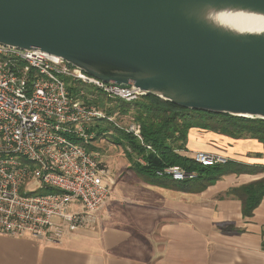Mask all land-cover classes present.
Segmentation results:
<instances>
[{"label":"water","instance_id":"water-1","mask_svg":"<svg viewBox=\"0 0 264 264\" xmlns=\"http://www.w3.org/2000/svg\"><path fill=\"white\" fill-rule=\"evenodd\" d=\"M0 45L184 109L264 121V0H0Z\"/></svg>","mask_w":264,"mask_h":264},{"label":"built area","instance_id":"built-area-1","mask_svg":"<svg viewBox=\"0 0 264 264\" xmlns=\"http://www.w3.org/2000/svg\"><path fill=\"white\" fill-rule=\"evenodd\" d=\"M63 79L94 88L108 102L144 96L133 85L105 83L55 55L0 45V235L55 243L90 222L109 200L105 168L88 150L97 138L94 122L112 123L143 143L140 125L121 127L92 103L94 95L86 101L72 96ZM80 95L87 98L83 90ZM193 160L203 167L229 161L207 152H196ZM157 176L182 182L198 173L175 165ZM74 205L82 212L72 211Z\"/></svg>","mask_w":264,"mask_h":264},{"label":"crops","instance_id":"crops-1","mask_svg":"<svg viewBox=\"0 0 264 264\" xmlns=\"http://www.w3.org/2000/svg\"><path fill=\"white\" fill-rule=\"evenodd\" d=\"M196 152L264 168V145L255 139L193 128L180 153L193 159ZM127 157L118 173L101 162L110 198L90 222L55 243L0 235V264H264V198L247 218L242 202L227 196L264 172L230 174L201 192H183L150 184Z\"/></svg>","mask_w":264,"mask_h":264},{"label":"trees","instance_id":"trees-1","mask_svg":"<svg viewBox=\"0 0 264 264\" xmlns=\"http://www.w3.org/2000/svg\"><path fill=\"white\" fill-rule=\"evenodd\" d=\"M67 81L70 94L80 98L79 87L70 85L73 81ZM109 103L113 108L107 110L108 114H116L119 118L126 117L131 123L140 125L144 144L131 133L115 126L106 129L95 126L93 130L97 133L96 140L109 138L116 145L123 146L132 160V170L150 184L183 192H201L226 175L264 172V168L232 161L224 165L203 167L180 153L186 144L189 131L193 128L218 132L234 139H255L264 145L263 120L184 109L152 95H144L133 103L121 99L110 100ZM145 145L151 146L153 150H147ZM88 150H91L90 146ZM141 158L146 162L145 165L136 161ZM175 165L187 171L197 172L198 178L177 182L171 178L157 176L158 170ZM227 196L240 200L243 216L252 217L264 198V178L233 188Z\"/></svg>","mask_w":264,"mask_h":264},{"label":"rangeland","instance_id":"rangeland-1","mask_svg":"<svg viewBox=\"0 0 264 264\" xmlns=\"http://www.w3.org/2000/svg\"><path fill=\"white\" fill-rule=\"evenodd\" d=\"M69 87V82L67 79H63ZM70 85L79 87V90H83L84 93H86L87 98L83 96H80L81 99L86 100L88 97L91 95H94V99L92 103L96 104L98 107L103 108V109H110L111 107L113 108V105L108 102L106 97L97 92L94 88L84 86L80 83H71ZM115 122L120 125L123 128L128 127L131 124V121L126 118H119L118 115H113ZM93 126H100L101 129H106L107 127L110 128L111 126H114V124H110L104 121H99V122H94ZM91 152L98 157V159L104 164L107 169L110 171H114L115 173H118L121 167H126V164H128V157L126 154V151L123 146L116 145L113 140L109 138H100L94 141L91 145ZM120 168V169H118ZM128 176L124 175L123 179H127ZM71 211V210H70Z\"/></svg>","mask_w":264,"mask_h":264},{"label":"bare ground","instance_id":"bare-ground-1","mask_svg":"<svg viewBox=\"0 0 264 264\" xmlns=\"http://www.w3.org/2000/svg\"><path fill=\"white\" fill-rule=\"evenodd\" d=\"M263 22H257V21H254L251 23V25H255V26H259V25H262Z\"/></svg>","mask_w":264,"mask_h":264}]
</instances>
